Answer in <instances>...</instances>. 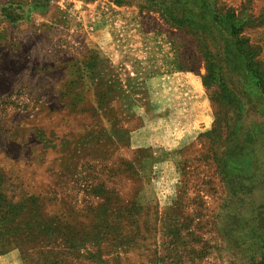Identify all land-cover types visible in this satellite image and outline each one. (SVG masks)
<instances>
[{
  "label": "rangeland",
  "instance_id": "rangeland-1",
  "mask_svg": "<svg viewBox=\"0 0 264 264\" xmlns=\"http://www.w3.org/2000/svg\"><path fill=\"white\" fill-rule=\"evenodd\" d=\"M264 0H0V264H262Z\"/></svg>",
  "mask_w": 264,
  "mask_h": 264
},
{
  "label": "trees",
  "instance_id": "trees-1",
  "mask_svg": "<svg viewBox=\"0 0 264 264\" xmlns=\"http://www.w3.org/2000/svg\"><path fill=\"white\" fill-rule=\"evenodd\" d=\"M262 264H264V262H262Z\"/></svg>",
  "mask_w": 264,
  "mask_h": 264
}]
</instances>
